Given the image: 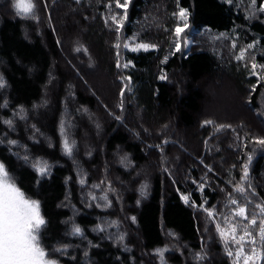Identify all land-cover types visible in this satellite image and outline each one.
<instances>
[{"label":"trees","instance_id":"trees-1","mask_svg":"<svg viewBox=\"0 0 264 264\" xmlns=\"http://www.w3.org/2000/svg\"><path fill=\"white\" fill-rule=\"evenodd\" d=\"M108 3L38 0L37 19H24L12 0H0V162L39 201L47 249L67 245L53 254L59 264H161L157 249L167 250V264H232L216 225L238 207L229 201H239L249 156L245 185L256 203L264 200V148L253 142L264 137V81L228 50L194 45L164 58L183 8L195 34L245 28L247 43L259 39L256 62L264 64V16L250 22L222 0H132L123 35L157 49L127 52L130 66L118 68ZM227 98L234 120L210 115ZM206 120L231 127L216 132ZM65 138L74 142L71 156ZM38 159L49 165L44 175L32 167ZM73 225L82 233L72 234Z\"/></svg>","mask_w":264,"mask_h":264},{"label":"snow or ice","instance_id":"snow-or-ice-1","mask_svg":"<svg viewBox=\"0 0 264 264\" xmlns=\"http://www.w3.org/2000/svg\"><path fill=\"white\" fill-rule=\"evenodd\" d=\"M13 7L16 10V14L24 19H37V7L38 0H12ZM227 3H233V0H226ZM132 3V0H109L106 7L109 12L112 13L106 20L105 24L108 25L109 20L114 25V31L117 34V42L113 45L116 49H120L121 46L126 50L134 52L149 51V49H155L156 45L149 43H135L130 47L128 38H124V42L121 45V29L124 27L125 22L128 20V8ZM257 0H251V5L255 6ZM115 9H122V12H114ZM255 12L264 13V3H261ZM173 15H177L174 13ZM178 16L183 25L177 24L174 29V46L175 51L180 52L182 50V34L188 29L187 23L188 12L186 9L181 8ZM225 36L224 33L220 34ZM133 41L137 39L136 36L131 38ZM184 47H187V41H183ZM236 47L235 44L232 45ZM254 45L249 44L246 48H242L236 55L237 60L243 61L248 49L253 48ZM80 51V49H77ZM86 51V50H85ZM253 62L250 67V74L258 76V79L264 81V64L258 65L255 63V58H252ZM167 61V57L164 58ZM118 68H128L129 63H120V53H117V65ZM247 67V65H246ZM165 75H161L160 79H165ZM5 86L3 77H0V88ZM255 89V86H254ZM124 95V91H121V96ZM119 119V117H117ZM10 127L12 121H5ZM204 125H215L212 120L204 121ZM230 125H215V131L221 132L224 129L230 128ZM63 130V125H62ZM253 142L260 147L264 148V137H254ZM0 143L3 140L0 139ZM11 145H17L15 140L8 141ZM74 142H70L67 138L63 141V151L65 155L71 156L73 152ZM159 147V145L157 146ZM19 156L18 153H15ZM24 161L29 162V157L25 155ZM251 160V156L248 157ZM123 160H127L124 157ZM32 167L37 170L41 175L47 173L49 165L46 161L36 160L32 163ZM249 179L248 165H243V175L241 177V183L235 186V191L244 195L246 188L243 185L244 181ZM81 184L84 180L80 181ZM94 187H97L94 185ZM248 188L251 184L247 185ZM94 200L95 196L92 197ZM101 200L107 201V196L100 197ZM185 202H188V197H183ZM243 206H239L234 216L239 218L234 223L229 217H225L226 228H221L219 224L216 225V229L224 240L225 250L229 257L234 259V264H256L257 261L264 259V200L252 205V202L247 200ZM231 205H237L236 199H230ZM212 211H208V216L212 217ZM134 219V218H133ZM46 226V221L41 215L39 201L32 200L26 197L25 193L17 186L15 178L6 168L5 164L0 162V264H59V260L53 257L54 253H60L63 255L66 251L67 245L62 248L53 249L51 252L47 249L42 241V230ZM102 230V229H101ZM71 233L81 234L82 229L79 226L73 225ZM257 235L259 238V246H257ZM122 239V237H121ZM248 246L247 249L245 246ZM233 246L235 251H233ZM166 249H157V254L161 259V264H167L164 259V253ZM196 259L202 260L203 257L197 254Z\"/></svg>","mask_w":264,"mask_h":264},{"label":"rangeland","instance_id":"rangeland-1","mask_svg":"<svg viewBox=\"0 0 264 264\" xmlns=\"http://www.w3.org/2000/svg\"><path fill=\"white\" fill-rule=\"evenodd\" d=\"M222 1L227 3L226 0H222ZM121 2H123V0H121ZM263 3H264V1H263ZM227 4L230 5V6H234L237 11L240 10L241 12H243L245 14L246 18L249 19L250 22L260 21L259 16L260 15L264 16V13H260V12H255V15H253L255 9L259 7L258 0H257V3H256L255 6L251 5V0H233V3H231V4L227 3ZM130 6H131V4L129 5V8H130ZM129 8H128V10H129ZM113 10H114V12H122L123 11L122 9H115L114 6H113ZM64 14H65V16H67L66 12ZM111 14L112 13L109 12V16ZM176 21L177 22H176L175 27L177 26V24H180L181 26L183 25V21L180 20V18L178 16V13H177V16H176ZM187 23H188L189 27L182 34V50L180 52H176L175 51V46L173 45V47H174L173 51L172 52H168L167 55H166L167 60L175 53H181V54H184V55L190 54V52L192 51V47L194 45H199L202 48H204V46H206L207 48L211 49L214 52H218L219 54L220 53L222 54V51L224 52V50H228L232 55H234V58H235L236 55L239 53V51L242 48H246L247 45L252 44V45H254V47L247 50L245 59L243 61H241V60H237L235 58V61L239 62L241 64H244V65H249L251 67V63L253 62L252 58L254 57L255 58L254 62L257 63L256 62V59H257L256 57L258 56V54H260L259 45H258L259 44V39H256V40L252 41V43L251 42L247 43V38H245V37L247 36L248 33H246L247 30L245 28H240V27L238 28L237 27V28H234L230 32H227V33L223 32L225 34V36H221L220 35L221 33H217V32L213 33V32H211L209 30H204L203 32H201L199 34H195V31L192 29V26L189 23V13H188V16H187ZM175 27H174V29H175ZM123 28L121 29V33H120V35H121V45L123 44L124 38L126 37L122 33L123 32ZM77 34H78V32H77ZM133 36L137 37V39L135 41H133L131 39ZM127 38H128V42L130 44V47L134 46L135 43H140L138 35H132V36H129ZM172 39L175 41L174 33H173ZM183 41H187V47H184ZM143 43H146V42H143ZM233 44L236 45L235 48L232 47ZM155 49H157V48H155ZM155 49H149V51L150 50H155ZM116 51H117V53L118 52L120 53V63H121V65L126 63L125 54L127 52L128 53L145 52L143 50L138 51V52H134V51H131V50H126L122 46H121L120 49H116ZM129 66H130V64H129ZM121 68H123V67H121ZM98 70H99V64L96 66V69H95V74L96 75L99 73ZM96 75L90 76V79H91L92 83H94L95 87L100 88V87H98L99 83L96 80ZM104 76H105L106 79L109 78L107 76V72H104ZM110 88H112V90H113L112 84H110ZM125 91L126 92H132L130 85H126L125 86ZM224 93L225 92L220 90L218 92V94H219L218 96L223 97V95H225V97H227V94H224ZM232 104L233 103L230 101V99L227 98V99H224V101H220L219 105L211 106L210 109H208V110L210 111V115L217 116L219 118L221 117L223 119L226 118L227 120L230 121V120H234V118H231L232 116H230L231 115V109L230 108H232ZM227 113H229V114H227ZM91 126H96V124L93 122L91 124ZM91 142L94 143V141L91 138V136L89 134H85L84 135V143H85V146L87 148H88V146L89 147L93 146V144L91 145ZM252 162H253V158H251V160L248 159V161H246V163H245V164L248 165V173L249 174H250L249 170H250V166H252ZM146 169L147 168L145 167L144 168V172L146 171ZM243 185L246 188V192H245L244 195H241L239 193L240 196H238V197H240V198H239V201H237L238 207L239 206H243L246 203L245 196L247 197V200L252 202V205H255L256 204V202L254 201L255 197L251 196L252 195L251 194L252 189L248 188L245 185V181L243 182ZM112 187L113 186L111 184L108 185L109 190H111ZM183 202L187 203V202H185L184 199H183ZM237 208L234 207L231 210H226L225 211V213H226L225 217H229L232 220L233 223L237 219H239V218L234 216V212H235V210ZM223 219H224L222 221L223 224L222 225L220 224V226H221V228H226L225 218H223ZM221 242H222V245H223L222 248H224V250H225V244H224V240L222 238H221ZM245 247L247 249L248 246L246 245ZM233 251H235V247L234 246H233ZM229 258H230L229 260H231L232 264H234V259L232 257H229ZM259 262H260V264H264V259H262V262H261V260ZM241 264H243L242 261H241ZM256 264H258V261L256 262Z\"/></svg>","mask_w":264,"mask_h":264}]
</instances>
